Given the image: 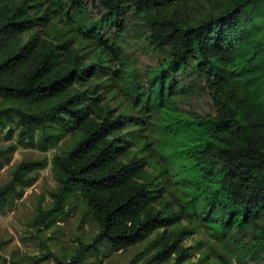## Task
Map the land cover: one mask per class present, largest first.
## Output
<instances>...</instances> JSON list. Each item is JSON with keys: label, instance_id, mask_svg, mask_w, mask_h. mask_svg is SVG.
<instances>
[{"label": "trees", "instance_id": "16d2710c", "mask_svg": "<svg viewBox=\"0 0 264 264\" xmlns=\"http://www.w3.org/2000/svg\"><path fill=\"white\" fill-rule=\"evenodd\" d=\"M89 5L0 0V135L44 152L69 142L51 160L52 201L29 226L51 230L76 198L98 229L71 253L44 247L36 263L94 264L104 248L149 243L142 264H264V0H95V14ZM125 37L157 64L133 72ZM190 65L211 113L178 108ZM16 149L0 148V171ZM47 165H14L0 211ZM201 230L236 246V258L194 261L185 242ZM4 246L0 264H10Z\"/></svg>", "mask_w": 264, "mask_h": 264}, {"label": "rangeland", "instance_id": "374dc122", "mask_svg": "<svg viewBox=\"0 0 264 264\" xmlns=\"http://www.w3.org/2000/svg\"><path fill=\"white\" fill-rule=\"evenodd\" d=\"M86 1V0H85ZM95 0H90L89 10L95 14L92 6ZM137 27V26H135ZM126 38V37H125ZM126 48L130 65L133 72L145 67L155 66L157 58L150 52L138 50L137 39L127 37ZM142 80L135 76V81ZM179 90L177 105L179 110H195L199 113H211L212 105L207 95L204 94V83L202 78L197 76L192 65L186 72L179 75ZM126 103V101H125ZM128 104V102H127ZM62 143L59 147L50 148L44 152L36 142L35 144H19L16 136L11 137L5 133L0 135V148H6L15 145L11 162L0 171V185L4 184L10 176V170L16 164L23 161L46 160L48 165L40 170L37 175V181L31 188L25 189L22 196H15L12 205L0 211V244L4 243L2 254L10 261V264H37L36 258L47 253L48 250L55 254L71 253L80 242L88 243L97 235L98 229L91 220L85 205L76 198H72L65 215L49 231L35 233L29 226L37 206L43 203L48 206L51 203L50 193L56 189V181L51 171V160L55 154L67 146ZM38 237V238H36ZM186 246L192 248L195 252L194 261L199 260L204 253L212 251L225 255L229 259H235V254L239 250L230 242H218L208 236L204 231L193 234L185 242ZM151 245L143 243L135 248L112 252L109 249H102L98 260L92 258L91 262L96 264L102 261L104 264H129L137 255L145 254L138 264H142L149 254Z\"/></svg>", "mask_w": 264, "mask_h": 264}]
</instances>
